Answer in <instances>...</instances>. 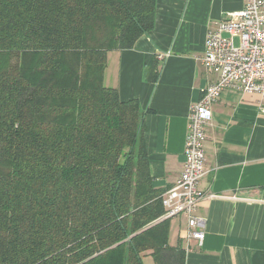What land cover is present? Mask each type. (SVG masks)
<instances>
[{"label": "trees", "instance_id": "trees-1", "mask_svg": "<svg viewBox=\"0 0 264 264\" xmlns=\"http://www.w3.org/2000/svg\"><path fill=\"white\" fill-rule=\"evenodd\" d=\"M157 0H0V264H185L145 116L104 83ZM153 62L147 81L157 83Z\"/></svg>", "mask_w": 264, "mask_h": 264}, {"label": "crops", "instance_id": "crops-1", "mask_svg": "<svg viewBox=\"0 0 264 264\" xmlns=\"http://www.w3.org/2000/svg\"><path fill=\"white\" fill-rule=\"evenodd\" d=\"M244 0H157L154 28L132 49L108 54L104 83L145 116V144L156 189L166 193L185 164L190 109L217 80L202 57L208 32ZM157 83L146 80L151 63ZM206 175L197 215L206 220L200 246L186 240L187 221L170 226V246L186 249L185 264H264V96L228 90L213 105L207 128Z\"/></svg>", "mask_w": 264, "mask_h": 264}, {"label": "built area", "instance_id": "built-area-1", "mask_svg": "<svg viewBox=\"0 0 264 264\" xmlns=\"http://www.w3.org/2000/svg\"><path fill=\"white\" fill-rule=\"evenodd\" d=\"M202 62L217 80L206 86L202 99L190 109L184 169L162 198L164 218L184 217L186 240L200 246L206 220L197 209L203 196L200 183L206 175L205 144L213 105L228 90L264 96V0H244L242 11L224 15L208 32Z\"/></svg>", "mask_w": 264, "mask_h": 264}, {"label": "rangeland", "instance_id": "rangeland-1", "mask_svg": "<svg viewBox=\"0 0 264 264\" xmlns=\"http://www.w3.org/2000/svg\"><path fill=\"white\" fill-rule=\"evenodd\" d=\"M170 226L173 230V232H176L178 231L179 229V219H177L176 217L175 218H171L170 219ZM144 264H155L152 256L148 255L144 258Z\"/></svg>", "mask_w": 264, "mask_h": 264}]
</instances>
